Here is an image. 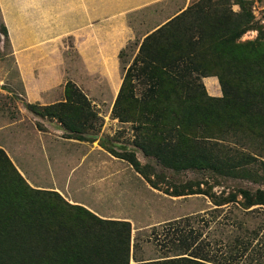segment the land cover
Here are the masks:
<instances>
[{
	"label": "trees",
	"instance_id": "obj_1",
	"mask_svg": "<svg viewBox=\"0 0 264 264\" xmlns=\"http://www.w3.org/2000/svg\"><path fill=\"white\" fill-rule=\"evenodd\" d=\"M231 3L238 9H232ZM249 3H189L142 37L122 75L110 112L133 123V145L172 176L192 170L201 177L172 180L161 187L152 177L161 175L154 164L141 163L131 150L109 151L170 195L202 193L216 206L235 202L242 209L264 207L262 188L213 189L231 178H264L253 168L264 167V29L253 39L240 40L244 31L254 28ZM208 75L217 77L221 95L207 94L202 77ZM136 80L143 86L139 94ZM64 97L45 105L26 103L25 108L57 118L64 137L92 138L86 131L97 132L101 118L86 94L67 80ZM37 126L43 128L39 122ZM22 177L0 149V264H131L130 257L132 264H240L252 248L254 229L251 237L241 238L245 223L239 220L231 239L214 242L225 248L216 253L217 248L202 237L204 225L210 222L204 223V216L196 213L146 230L148 238L153 235L157 255H136L138 241L129 254V220L99 217L55 189L27 185Z\"/></svg>",
	"mask_w": 264,
	"mask_h": 264
},
{
	"label": "crops",
	"instance_id": "obj_2",
	"mask_svg": "<svg viewBox=\"0 0 264 264\" xmlns=\"http://www.w3.org/2000/svg\"><path fill=\"white\" fill-rule=\"evenodd\" d=\"M192 1L0 0V24L5 27L3 36L10 47L8 59L0 57V78L8 77L26 103L40 105L64 101L65 82L72 80L92 107L98 108L109 100L110 107L102 111L110 114L122 75L142 37ZM203 78L204 83L217 79L215 75ZM210 83L215 84V80ZM217 83L218 89L213 85L214 93L220 90L218 79ZM31 115L35 116L23 105L0 107V149L27 185L55 189L67 200L87 206L75 194L82 187L74 178L77 172H73V166L68 172L59 168L55 172L50 167L64 162L67 152L73 151L66 146L63 149L61 139L58 141L52 133L39 130ZM66 140L75 142L73 138ZM85 148L93 154L88 159L98 160L103 152L111 155L95 146ZM72 155L69 153L70 160L74 159ZM95 160L89 164L92 171L85 187L94 194L100 192L94 181L102 174V161ZM55 173H66L65 179L55 178Z\"/></svg>",
	"mask_w": 264,
	"mask_h": 264
},
{
	"label": "rangeland",
	"instance_id": "obj_3",
	"mask_svg": "<svg viewBox=\"0 0 264 264\" xmlns=\"http://www.w3.org/2000/svg\"><path fill=\"white\" fill-rule=\"evenodd\" d=\"M194 1L196 0H193L192 2ZM249 2L253 14L252 23L254 28L244 31L240 36L241 41H243V39H253L259 31L264 29V0H249ZM231 4L232 9H238V4ZM3 34H5L3 32V26L0 24V57L5 56V59H8L9 56L7 55L10 47ZM6 72L9 73L8 71ZM203 79L204 78L202 77V82L207 94H222L221 88L217 93L213 92V85H216L218 89L216 78L207 79L206 83H204ZM210 80H215V84H211ZM134 84L135 93L139 94L140 90L143 89V86L138 83L137 80ZM106 101L108 103L103 102L98 108L95 106L91 107L101 118V125L97 132L93 131V129L86 131V135L92 138L83 140L73 138V141L75 142H69L66 139L72 137L63 136L65 130L57 118L42 116L25 108L26 102L24 98L19 95L18 90L9 81V78L6 76L0 78V107H17L23 105L26 112L31 111V113L35 114V116H31L34 119L36 126L37 122L42 124L43 128L37 126L39 130L52 133L58 141L61 139L63 149L66 146L67 149L73 151V153L67 152V159L65 158L64 162L60 161V164L59 162L50 164L51 169L55 172L58 168L62 172L63 169L65 171L67 169L68 172L71 170V166H73V172H77V174L74 175V178L80 180L82 187L78 191L76 190L75 194L78 195L77 197L82 199L86 205L88 204L86 206L87 208L91 207L99 217L122 218L130 221L131 241L129 254H131L134 249L133 244L138 241L140 243V249H138L136 255L146 257L157 255L159 250L154 241H152L153 235L152 238H148L146 230L152 225L168 222L179 216L201 213V216H204L202 218L204 223L206 221L210 222L207 227L204 225L205 228L202 237L206 236V239L209 240L208 242H210L211 246L217 248V250H214L216 253L220 252L219 249L225 248L222 246L221 248H218L217 245L219 243L215 244L214 242H224L231 239L233 237V226H235L234 222L241 220L245 223V229L240 232L241 238L251 237V229H254V237L252 248L246 253L247 255L244 253L245 256L242 257L240 264H264V207L255 204L242 209L238 207L235 202L216 206L212 203L209 196L203 195L202 193L170 195L162 188L154 187L149 184L138 171L136 172L132 168L131 164L125 159L112 154L109 151V148H113L117 151H134L136 157H138L141 163L149 162L154 164L155 171L161 173V175L157 177L152 174V177L154 180L158 179L157 183L161 187L168 186V182L172 180H193L201 177V174L197 171L186 170L182 171L178 177H175L174 175L172 176L170 171L159 165L153 156L145 155L140 148L133 145L136 141V136L131 121H121L118 117H113L110 110V114L103 113L104 110H107V108L110 107L109 100ZM82 142L86 144H83ZM89 145L90 148L92 146L97 147V149L102 148L111 155L106 156V152H103L101 158L98 157V160L91 157L88 159L89 156L93 155L92 152H87V148H85ZM69 153L70 156L73 154V160H70ZM85 155H87V158H85ZM262 158L264 159V157ZM93 160H95V162L102 161V174L100 178H96L94 181L95 184L99 185H96L98 186L96 188L100 192H96L95 194L93 192L90 193L88 189H86V185L88 184L87 179L91 176L90 171H92V169L89 171V164L93 162ZM256 167L258 173L264 177V169H262L264 167L260 164L253 166V168ZM47 168V171H49V167ZM95 168L97 169L98 167L96 166ZM95 171L100 174V170L97 169ZM64 174L66 175V173L61 175L55 173V178L58 177L59 179V177L63 176V179H65ZM209 178L210 176L208 179ZM224 183L225 184L223 185H215L213 189L217 192L223 188L225 191H228L235 188L237 185L240 187H249L252 190H255L256 188L264 189V178L259 181L231 178ZM215 206L217 208H214V210H211L212 212L209 211L207 214L208 210ZM202 223L203 222H201V225ZM130 263H134L132 257H130Z\"/></svg>",
	"mask_w": 264,
	"mask_h": 264
}]
</instances>
